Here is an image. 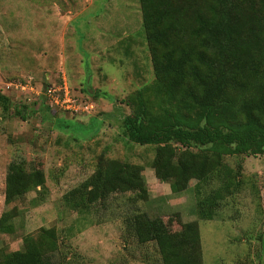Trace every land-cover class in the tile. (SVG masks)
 <instances>
[{"label": "rangeland", "instance_id": "1", "mask_svg": "<svg viewBox=\"0 0 264 264\" xmlns=\"http://www.w3.org/2000/svg\"><path fill=\"white\" fill-rule=\"evenodd\" d=\"M152 80L137 0H0V213L7 172L43 175L42 185L15 201L20 215L12 233H0V260L23 235L48 228L51 264H158L153 242H138L127 226L136 209L174 220L176 230L195 220L202 264H264V152L224 156L239 187L211 219H197L195 180L171 192L150 167L155 145L120 134L130 97ZM62 83L76 110L58 91L47 93ZM100 159L140 165L144 189L110 193L80 211L65 206L61 195Z\"/></svg>", "mask_w": 264, "mask_h": 264}, {"label": "trees", "instance_id": "2", "mask_svg": "<svg viewBox=\"0 0 264 264\" xmlns=\"http://www.w3.org/2000/svg\"><path fill=\"white\" fill-rule=\"evenodd\" d=\"M137 2L153 80L130 97L120 134L133 143L155 145L150 167L158 180L169 181L171 192L194 179L200 187L194 192L196 218L209 220L219 200L239 187L237 171L223 157L264 152V0ZM140 170L137 164L100 159L61 200L80 211L113 192H140ZM42 182L38 168L6 173L0 233L14 231L20 215L15 201ZM126 223L138 242H153L158 264H202L195 220L176 230L174 220L135 209ZM37 234L23 235L20 248L0 264H51L45 252L55 247L53 234L48 228Z\"/></svg>", "mask_w": 264, "mask_h": 264}, {"label": "built area", "instance_id": "3", "mask_svg": "<svg viewBox=\"0 0 264 264\" xmlns=\"http://www.w3.org/2000/svg\"><path fill=\"white\" fill-rule=\"evenodd\" d=\"M52 90L53 92L56 90L60 93V98L62 97V102L65 101L66 104H65V108L66 109H73V110H76L78 104L77 102H75L74 99L68 97V90L65 86L64 83H62L61 86H58L57 88L53 89V88H47L46 91L47 93H49V91ZM62 95V96H61ZM58 98V97H57ZM56 102V101H55ZM85 108V107H84Z\"/></svg>", "mask_w": 264, "mask_h": 264}]
</instances>
